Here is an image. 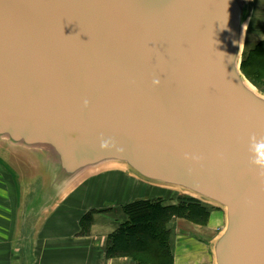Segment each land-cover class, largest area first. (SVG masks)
Returning a JSON list of instances; mask_svg holds the SVG:
<instances>
[{"label": "water", "instance_id": "95a60500", "mask_svg": "<svg viewBox=\"0 0 264 264\" xmlns=\"http://www.w3.org/2000/svg\"><path fill=\"white\" fill-rule=\"evenodd\" d=\"M249 12L244 0H0V140L50 157L47 194L111 165L217 207L215 264H264Z\"/></svg>", "mask_w": 264, "mask_h": 264}, {"label": "crops", "instance_id": "0c3cea01", "mask_svg": "<svg viewBox=\"0 0 264 264\" xmlns=\"http://www.w3.org/2000/svg\"><path fill=\"white\" fill-rule=\"evenodd\" d=\"M248 6L250 12L245 45L250 52L264 42V0H249ZM0 144L10 151L26 156L27 159L26 162L19 159L12 162L9 150L8 156L0 155V264H134L128 258H106L108 237L123 222L124 214L98 211L93 215L89 231L83 233L82 219L89 211L99 209L86 205L82 191L77 193L81 179L71 183L66 190L47 194L49 184L45 165L51 162L50 157L42 151L15 146L10 142ZM115 171L126 179L143 181L126 169ZM26 179L28 183L24 181ZM128 191L122 190V195L127 197ZM96 194L99 202L105 197L108 198L102 194L99 197L98 191ZM69 201L72 204H67ZM219 221L226 227V213L213 206L208 227L177 221L181 226V234L189 239L186 247L191 256L188 255L186 260L176 256L175 264H184L187 260L196 262V236L200 235L209 239L207 251L211 264H215L213 245L225 229L224 227L219 231ZM174 244L176 245V241L172 236V246Z\"/></svg>", "mask_w": 264, "mask_h": 264}, {"label": "trees", "instance_id": "16d2710c", "mask_svg": "<svg viewBox=\"0 0 264 264\" xmlns=\"http://www.w3.org/2000/svg\"><path fill=\"white\" fill-rule=\"evenodd\" d=\"M241 69L257 88L264 85V42L247 53ZM211 207L184 194L177 204H168L163 198L129 203L122 210L123 222L108 237L106 258H128L134 264H175L170 224L175 219H184L207 226ZM96 212L91 211L82 219L83 233L89 231Z\"/></svg>", "mask_w": 264, "mask_h": 264}, {"label": "rangeland", "instance_id": "374dc122", "mask_svg": "<svg viewBox=\"0 0 264 264\" xmlns=\"http://www.w3.org/2000/svg\"><path fill=\"white\" fill-rule=\"evenodd\" d=\"M244 1L249 2V0H244ZM246 30H247V24H246L245 32H244V44H243L242 54H241L242 61L246 57V55L248 53V49H249L245 45L246 44V36H247ZM257 89L259 92L264 94V85L261 88H257ZM1 142H4V141L0 140V143ZM4 146H2L0 144V155L8 156V150L9 149L5 148ZM17 153L18 152H15L13 150L10 151L11 161L13 162L15 159H19L22 162H26L25 161V160H27V159H25L26 156L19 155ZM118 169H120V167L106 165V166H103L101 168L94 170L93 172L90 171L89 174H87L86 176H84L81 179V182L78 183V185L80 183H81V185H80L77 193L82 191L81 193L85 194L84 198H85V201L87 202L86 205L88 204L90 207L96 206L99 209V210H96L97 212L98 211H100V212L112 211V212H116L117 215H120V214H123L122 210H123V207L125 205L132 203L134 201H137V200L163 198L164 201L168 204L169 203L177 204L179 199L183 195V193L181 191H175V190L168 191L167 189L154 187L153 185L144 183L143 181H134L132 179L131 180L126 179V178L122 177V174L115 171ZM86 179H88V180L82 184V182ZM26 180H24V181L28 183L29 182L28 179H26ZM32 181L34 183V178L32 179ZM122 190H129L127 192L129 195L127 197L122 195L123 194ZM97 191L99 192V195H100L99 197H101V194L108 196V198L105 197L103 199V200H105V203H102L103 200H101L99 202V198L97 197V194H96ZM75 195L73 197H75ZM135 197H138V199H136ZM134 199H136V200H134ZM73 200L74 199H72V201ZM72 201L67 202V204H69V205L72 204ZM208 206H210V205H208ZM89 212H91V211H89ZM177 221H186V222H189V221L184 220V219H175L170 224L172 236L175 237V241H176V245L174 244L175 247L174 246L172 247L174 256L175 257L177 256V258H180V259L185 258V260H186L188 255H190V250L186 247V243H189V239L183 237V235H182L183 233L181 234L182 230H180L181 226L178 224L179 222H177ZM218 224H219L218 226L220 227L219 231L223 230L225 225L222 224V222H220V221ZM197 226L208 227V225L207 226L197 225ZM196 238H197V242H198V251L195 254H197L198 259H196V262H189L188 260L184 261V264H211V257L207 251V244H208L209 239L207 240L205 235H203V236L200 235V237L196 236ZM187 253H189V254H187ZM191 254H192V252H191Z\"/></svg>", "mask_w": 264, "mask_h": 264}, {"label": "bare ground", "instance_id": "6f19581e", "mask_svg": "<svg viewBox=\"0 0 264 264\" xmlns=\"http://www.w3.org/2000/svg\"><path fill=\"white\" fill-rule=\"evenodd\" d=\"M115 167H116V166H115ZM118 167L125 169L124 167H121V166H118Z\"/></svg>", "mask_w": 264, "mask_h": 264}, {"label": "clouds", "instance_id": "9594fccd", "mask_svg": "<svg viewBox=\"0 0 264 264\" xmlns=\"http://www.w3.org/2000/svg\"><path fill=\"white\" fill-rule=\"evenodd\" d=\"M257 163H260L259 161H257Z\"/></svg>", "mask_w": 264, "mask_h": 264}]
</instances>
